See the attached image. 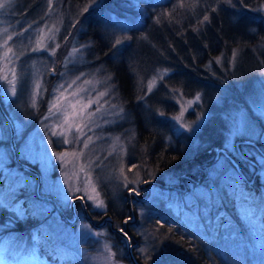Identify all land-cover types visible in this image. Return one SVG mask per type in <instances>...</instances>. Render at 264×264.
<instances>
[{"label": "rangeland", "instance_id": "obj_1", "mask_svg": "<svg viewBox=\"0 0 264 264\" xmlns=\"http://www.w3.org/2000/svg\"><path fill=\"white\" fill-rule=\"evenodd\" d=\"M153 1L155 0H128L123 8L142 11L146 5H153ZM86 9L83 5L77 8L68 2L56 3L55 0H51V6L49 0H42L32 11L20 8L18 0H12L7 7L0 9V44L3 43L5 35L3 30L7 28L8 34L13 35L15 41V43L10 41L9 45L17 53L26 52V55L21 56L13 65H7L0 59V101L11 117L15 130L12 141L10 126L0 112V220L4 222L0 224V264H50L55 260L49 258V253L58 257L57 264H109L103 248L105 243H109L116 252L118 264H132L127 255L128 242L125 237L120 241L117 233L113 232L108 224L98 227L88 219L87 213L92 215L95 221H101L107 215H111L106 214L108 199L105 189L110 192L118 206L125 200L127 191L132 212L125 219L129 216L133 219L122 228L131 237L133 253H139L150 264H160L161 260L163 261L162 255L157 251L160 234H156L154 226L150 225L151 217L156 213L155 205L162 197L169 196L165 202L169 205L172 203L179 209L182 203L179 191L185 192L186 201H191L192 197L196 199L195 205L185 210L186 225L201 229L208 225L211 229L221 227L224 233L229 231L241 233L237 226L222 224L219 221L218 215L224 208L218 207V202L211 201L213 195L228 201L230 193L233 192L238 202L242 205L248 204L247 210L254 217L253 222L250 219L245 220L250 227L264 229V196L237 185L239 172L228 158L237 156L239 152L252 155L257 163H244L248 180L254 182L257 179L264 186V142L261 139L264 131V39L253 47L251 59L244 60L236 55L233 60V53L231 54L228 67L225 68L231 71L233 77L240 80L232 83L210 82L213 87H210L209 93H205V86L193 94H186L179 87L170 89V104L150 117L153 122L170 127L166 136L168 141L175 145L183 143L184 146L188 145L191 151L195 150L197 145L202 143L200 130L213 111L223 117L225 140L224 145L217 148L214 162L202 166L201 172H196L195 168L190 172H195L197 178L185 179L184 176L170 172H164L160 178L158 177L160 172L157 173L149 166L144 156L135 151L134 118L120 99L117 83L113 81L112 75L103 63H93L95 56L87 57L88 42L80 37L86 27L84 20ZM250 16L260 19L264 26V3L251 12ZM135 18L138 16L127 11L124 12V16L109 10L103 14V20L111 34L121 30L125 25L129 26ZM18 32H24V35L17 36ZM29 37L32 41L30 44ZM41 37L49 50L59 44V48L55 49V55H50L49 50L31 52L20 44V41H23L30 49ZM73 48L80 51L69 55ZM3 51L4 49L0 48V55ZM219 58L220 62H216V66L210 63L214 65L215 70H219V66L224 67L225 59L221 56ZM8 67L14 68L19 77L17 83V78L9 75V80L17 87L15 96L10 94L12 84L2 80L3 75H8L6 71ZM169 71L164 67L156 69L146 81L144 94L149 93L148 83L153 81V77L156 79L152 90L160 82L159 77L167 76ZM60 73L65 75L61 77ZM81 73L84 75L76 85H73V89L82 86L88 88L92 95L107 90L108 95L101 103L104 100L108 103L104 104L102 113L119 111L121 108L123 113L121 116L97 113L94 120L100 127L93 126V131L88 133L92 135L94 143H91L88 149H84L83 156L73 158L70 153L74 148L79 153L82 144H60L56 142V137L50 136V130L59 131L55 125L62 123V120H58L49 112L51 106L49 101L53 98V90L59 84L65 81L70 83ZM85 80L92 83L86 85L83 83ZM37 82L41 84L39 95H35L34 85ZM141 82L139 80V83ZM73 89L68 91L71 92ZM112 105L116 107L112 108ZM95 107L96 105H93L89 111H93ZM182 109L184 113L182 120L177 122L173 117L179 116ZM161 112L164 113L163 116L160 115ZM104 120L109 122L104 123ZM66 135L72 139V135L67 131ZM97 136L100 139H96ZM116 137H119V140H116ZM260 139L263 142L262 146L257 143ZM50 140L53 142L49 143ZM243 140L255 141L257 146L243 144L246 142ZM14 147L19 161L15 159ZM62 152L69 153L64 158V163L60 161ZM243 156L248 157L246 154ZM76 160L85 168L84 173H80L79 167L74 166ZM233 160L237 162L235 158ZM21 161L39 169L42 193L52 195L68 216L73 217L72 199L76 196L84 197L74 200V210L77 212L75 222L67 221L52 200L38 195L37 175L31 169L22 166ZM92 161L95 163L89 168ZM100 161L103 163L97 168L95 164H99ZM132 165L136 167L129 171ZM120 169H123V175ZM89 172L90 179L85 181L84 176ZM186 174L190 175L189 171ZM77 175L80 179H77ZM125 176L129 181L135 182L129 184L128 188H135L139 195L130 194L128 188L124 187L127 182ZM100 201L107 207L93 206ZM200 205L205 208L203 213L199 212ZM68 208H71V211ZM29 209L35 213L29 233L2 234L4 226L11 220L27 218ZM114 225L116 226L115 222ZM130 229L139 236L135 241L132 240ZM95 232L102 235L97 237L94 235ZM140 248L146 249V252L141 253ZM149 256L151 259H148Z\"/></svg>", "mask_w": 264, "mask_h": 264}, {"label": "trees", "instance_id": "obj_2", "mask_svg": "<svg viewBox=\"0 0 264 264\" xmlns=\"http://www.w3.org/2000/svg\"><path fill=\"white\" fill-rule=\"evenodd\" d=\"M41 1L18 0V6L24 11H32ZM55 1L56 3L63 1L65 4L68 2L77 8L82 5L87 8L84 13L86 27L80 37L88 42L87 57L95 56L93 63H103L118 85L120 99L132 112L136 129L135 151H139L138 153L144 156L149 166L157 173L160 172L158 176L160 178L164 172L184 176L185 179L197 178L195 172H190L194 168L196 172H201L202 166L214 162L217 148L224 145L223 117L213 111L200 130L202 143L193 151L188 145L184 146L183 143L175 145L168 141L166 136L170 127L153 122L150 117L170 104L169 91L172 88L179 87L186 94H193L205 86V93H209L208 90L212 86L210 82L232 83L240 80L233 77L231 71L225 67H228L229 58L234 50H237V56L240 58L251 59L253 47L264 39L262 21L250 16L264 0H232L231 5L224 3L223 0H200L196 6L194 0H183V7L179 6L180 0H155L153 5H146L142 11L123 8L128 0ZM107 10L115 11L122 16L125 11L131 12L138 18L132 20L129 26L125 25L121 30L111 34L103 20V14ZM205 15L209 16V21L201 24L200 21ZM158 16L159 23L156 22ZM129 36L132 38L127 39ZM116 39H121L123 43L113 47ZM220 56L225 59L224 67L219 66V70H215L213 66L217 65L216 58ZM161 67L168 68L169 73L160 80L154 90L144 94L148 77ZM139 80L142 82L139 83ZM257 143L261 146L263 144L261 139ZM243 144L257 146L255 141H246ZM239 153L237 156L228 157L239 172L237 185L263 197V184L257 179L254 182L248 180L244 164L245 162L256 164V160L248 153H245L248 157ZM188 171L190 175L186 174ZM179 192V199H182L179 209L172 203L169 205L165 202L169 196L162 197L155 205L156 213L150 220L156 234H160V245L157 250L163 258L160 264L264 263V229L251 228L245 221L246 219L254 221L252 219L254 217L247 210V203L242 205L238 202L233 192L230 193L228 201L214 195L211 197V201L218 202V207L224 208L218 215L219 221L222 224H233L241 231L224 233L221 227L211 229L205 225L201 229L186 225L185 210L194 206L196 199L192 197L191 201H186L185 192ZM125 193V200L118 206L110 192L105 189L108 199L106 214L112 215L118 227L124 225L123 220L132 212L130 196L127 191ZM77 203L79 207V202ZM201 206L199 212L203 213L205 208ZM68 210L71 211V208ZM27 213V218L14 219L5 225L2 234L29 233L35 213L31 209ZM2 222L0 220V224H4ZM129 231L130 234L132 232V240L135 241L139 236L132 229ZM117 238L123 241V236L119 233ZM135 256L142 264H150L139 253L136 252ZM49 258L55 260L50 264H57L58 257L49 253Z\"/></svg>", "mask_w": 264, "mask_h": 264}, {"label": "snow or ice", "instance_id": "obj_3", "mask_svg": "<svg viewBox=\"0 0 264 264\" xmlns=\"http://www.w3.org/2000/svg\"><path fill=\"white\" fill-rule=\"evenodd\" d=\"M12 2V0H0V9H3L5 7H7L8 4H10ZM94 2H96V0H94ZM224 3H227L229 5L232 4V0H223ZM200 0H194V6L199 5ZM49 6H51V0H49ZM179 6L183 7L184 6V2L183 0H180L179 2ZM175 5L173 6V8L175 9ZM216 9H212V11H215ZM163 15V14H161ZM209 21V16L205 15L203 17V20L200 21L201 24H203L204 22ZM156 22L159 23L160 22V17L158 16L156 18ZM29 28H31V25H29ZM27 29L24 30V32H26ZM41 32L43 31V29L40 30ZM49 31H51V29H49ZM56 31L58 32L59 29H56ZM4 32V39H3V43L0 44V48L4 49L2 55H0V59L3 60V62L7 65H13L14 62L16 60H19L21 56L26 55L25 51H20L19 53H17L16 51H14L13 47L9 45V42L12 41L15 43L14 41V37L11 34H8V29L5 28L3 30ZM24 32H18L17 36H23ZM127 39H131L132 37H126ZM29 40V44L32 42L31 38H28ZM121 43H123V41L121 39H116L115 43L113 44V47H116L117 45H120ZM20 44L23 46L24 49H27L31 52H39L42 50H49L48 46L46 44L43 43V37H41L40 39H37L35 41V46L31 47L30 49L28 48L27 44H24L23 41H20ZM59 48V44L55 45V48L50 49V55H55V49ZM80 50L77 48H73L72 52L69 53V55H74L75 53L79 52ZM237 55V50L233 51L232 57L233 60H235ZM217 63L220 62V58L217 57L216 58ZM8 75H3L2 76V80L3 81H7L9 84H12V87L10 89V94L15 96L17 95V87L16 84L13 83V81L9 80V75L16 77L17 78V83L19 82V77L17 76V73L15 71L14 68L12 67H8L6 69ZM167 70H165V74H166ZM65 74L64 73H60V76L63 77ZM84 74L81 73L80 76H77L75 79H73L70 83H68L67 81H65L64 83L59 84L52 93V100L49 101L50 103V108H49V112L52 113L53 116H56L58 120H62V123H57L55 125V127L57 129H59V131H55V130H50V136L52 137H56L57 143L60 144H73V145H81L82 147L79 150V153L75 150V148L73 149V151L70 153V155L73 158H77L78 156H83L84 155V149H88L89 145L91 143H94L93 141V137L92 135H88V133L93 131V126L95 128H99L100 125L99 124H95V120L94 118L96 117L97 113H102V109L104 108V104L108 103L106 100L103 101V103H101V101L103 100V98L105 96L108 95L107 90L106 91H101V92H96L95 95H92V93L89 91L88 88L82 87V86H78L75 89H73V85H76L77 81H79L81 79V76H83ZM108 79H111V77H108ZM156 77H153V81H149L148 83V92L152 91V88L154 87V81H155ZM159 79H163V77H159ZM84 84H91L92 82L90 80H85L83 82ZM99 83V82H98ZM65 84H67V87H65ZM35 88V95H39L40 91H41V84L39 82H37L34 85ZM69 89H73L71 92H69ZM46 91V89H45ZM94 91V89H93ZM65 93H67V95H65ZM86 94V95H85ZM197 100H199V97H197ZM66 102V106L65 105ZM93 105H96L95 109L93 111H89L90 109L93 108ZM33 107H35V104L32 105ZM112 108H115V105L111 106ZM55 109V111H53ZM123 113V109H119V111H114L111 113H107V112H103L102 115H114V116H121ZM183 109L181 110V113L179 116L173 117L174 120H176L177 122H180L182 120L183 117ZM161 116L164 115L163 112L160 113ZM45 119H50V117H45ZM79 120V123H76V121ZM109 121L104 120V123H108ZM195 123V122H193ZM47 127V126H46ZM181 127H183V124H181ZM189 131H191V129H188ZM66 131L67 133L72 135V139L68 138V135H66ZM78 134V135H77ZM96 139H100V137H96ZM116 140H119V137H116ZM53 141H49V143H52ZM113 151H115V148H113ZM112 153H109V155H111ZM69 155L68 152H62L60 153V161L61 163L65 162V157H67ZM95 161H92L89 163V168H91V164H94ZM103 163V161H100L99 164H95V166L98 168L101 166V164ZM74 166L79 167V172L80 173H84L85 172V168L83 166L79 165V161L76 160V163L74 164ZM136 165H132L131 168H129V171L132 170V168H135ZM121 175H123V169H120ZM90 175L91 173L89 172L88 174H86L84 176V180L87 181L90 179ZM77 179H80L79 175H77ZM125 181H127L124 184L125 188H128L129 184L135 183L134 181H129L127 179V177H124ZM76 191H80V189H76ZM128 191L130 194H135V195H139V192L135 189V188H128ZM74 195V194H73ZM80 199H84V197H79ZM88 199H93L92 197H88ZM94 207L96 208H106L107 206L103 203V201L97 202L93 204ZM133 218L131 216H129L127 219H125L123 221L124 224H128ZM90 227V226H89ZM120 233L123 234V236L125 238H127L129 241L131 240V237H129V234L127 231H125L124 228H120L119 229ZM95 236L99 237L102 235V233L100 232H95L94 233ZM103 248L105 250V254H106V259L109 261V264H118V261L116 260V252H114L112 250V247L109 243H105L103 245ZM139 251L141 253H145L146 249L144 248H140ZM148 259H151V256L148 257Z\"/></svg>", "mask_w": 264, "mask_h": 264}, {"label": "water", "instance_id": "obj_4", "mask_svg": "<svg viewBox=\"0 0 264 264\" xmlns=\"http://www.w3.org/2000/svg\"><path fill=\"white\" fill-rule=\"evenodd\" d=\"M0 112L1 114L3 115V117L6 119V121L8 122L9 126H10V129H11V136H12V141H13V135H14V124H13V121L11 119V117L9 116V114L7 113V111L5 110L4 106L2 105L1 101H0ZM261 139L263 140L264 142V131L261 135ZM243 141H249V140H243ZM14 153H15V159L19 161V158L17 157V151H16V148L14 147ZM22 166L24 167H27L29 169H31L32 171H34L37 175V193L38 195H40L41 197H45V198H48L50 200L53 201V203L55 204V206L57 207V209L62 213L63 217L67 220V221H70V222H75V220L77 219V212L74 210V200L75 199H80L79 197L81 196H76L72 199V203H71V207H72V213H73V217H70L66 214V212L62 209V206L60 205V203L50 194H45V193H42L41 191V187H42V177H41V173L39 171V169L33 165H29L28 163L26 162H20ZM87 216H88V219L90 220V222L94 225V226H98V227H101V226H104L106 224L109 225L110 229L115 232V233H119L123 236L122 233H120L119 231V227L115 226L114 225V220L112 218L111 215H107L104 219H102L101 221H95L88 213H87ZM125 226V224H124ZM124 237V236H123ZM130 237V236H129ZM128 242V256H129V259L130 261L132 262V264H142L138 259L137 257L135 256V254L133 253V251L131 250V244H130V241L125 238ZM136 244V243H134Z\"/></svg>", "mask_w": 264, "mask_h": 264}]
</instances>
